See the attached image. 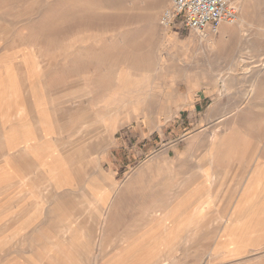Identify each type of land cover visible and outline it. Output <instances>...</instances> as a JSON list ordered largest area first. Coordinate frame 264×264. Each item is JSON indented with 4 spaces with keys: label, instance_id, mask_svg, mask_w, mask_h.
<instances>
[{
    "label": "rangeland",
    "instance_id": "374dc122",
    "mask_svg": "<svg viewBox=\"0 0 264 264\" xmlns=\"http://www.w3.org/2000/svg\"><path fill=\"white\" fill-rule=\"evenodd\" d=\"M230 2L242 20L239 28L216 46V42L206 40L216 31L198 35L178 20L171 27L162 25V17L171 10L170 0H0V27L4 30L0 37V80L11 82L0 85V121L10 116L18 101H27L33 114L34 108L42 105L41 93L51 97L47 104L54 122L63 123L64 110L71 105V101L66 103L68 98L76 100L72 104L78 110L72 114L74 119L88 117L94 121L95 117L100 121L97 125L93 122L94 153L86 154L90 164L80 170L93 185L88 191L75 194V198L99 206L94 208L98 222L101 221L98 237L104 236L89 244L94 255L98 254L102 240L119 236L126 223L139 215L146 204L161 198L162 172L169 182L167 187H173L201 171L193 179L197 188L202 184L200 177L204 171H208L209 179L218 169L225 170L216 189L223 198L244 168L238 157L240 145L246 140L247 148L258 144L259 160L251 169L256 164L260 169L254 174L264 179V0ZM174 26L182 28V39L192 37L193 44L170 42L166 34L170 35ZM203 38L199 49L196 42ZM179 47L183 48L181 54ZM10 88L17 91L14 94L18 98L11 97ZM82 90L85 95L80 94ZM33 125L36 130L38 125L42 126L40 116ZM226 128H230L228 133L225 130V135H220L213 152L215 163L206 167L211 139ZM0 132L8 141L2 127ZM229 143L238 144V148L227 158L220 148ZM23 152L26 151L16 154ZM95 165L106 179L94 175ZM50 173L54 177L47 178L46 198H29L27 203V198H20L24 201L20 205L23 215L16 227L23 228L26 238L10 249L3 248L2 259L16 249L19 255L34 261L31 250L37 249L29 248L34 245L30 238L38 231H43L39 237L50 233L45 232L43 224L34 225L43 220V211L46 214L58 205L61 216L69 215L70 210L59 200L74 196L66 192L65 196L63 192L55 194L57 183H61L58 174ZM142 178L145 180L141 185ZM104 184L117 186L110 200L100 192ZM130 184L135 188H126ZM222 198L193 218L195 225L207 222L221 211ZM189 199L192 208L198 198ZM100 202L104 204L100 206ZM41 204L46 209L40 208ZM230 205L221 212L222 223L210 242V246L220 248V258H210L206 251L193 256L195 243L190 241L182 246L175 264H264V198H234ZM7 206L8 210L20 213L16 198H1L0 213ZM107 213L104 226L102 219ZM154 223L146 232L158 226ZM228 231L237 243L226 240ZM117 248L116 244L109 248L97 264L117 259L122 264L135 261L134 256H127L126 248Z\"/></svg>",
    "mask_w": 264,
    "mask_h": 264
},
{
    "label": "bare ground",
    "instance_id": "6f19581e",
    "mask_svg": "<svg viewBox=\"0 0 264 264\" xmlns=\"http://www.w3.org/2000/svg\"><path fill=\"white\" fill-rule=\"evenodd\" d=\"M241 20H242V15L240 17H237L234 23L220 24V26L217 29L218 31L216 30V33L214 32L215 34L209 35L206 38V40L209 39L211 41L216 42V46H217L220 40L225 39L226 37L231 35V33L235 29L239 28V24ZM3 33H4V30L0 27V37L1 35L3 36ZM203 41H205L204 38L196 42L197 47L199 49L204 44ZM190 43L193 44V42H190ZM178 50H179V54L183 53L182 47H179ZM10 63L12 64V62ZM13 71L15 72L14 69ZM9 83L11 82H9L8 80H0V85L1 84L8 85ZM12 89L14 88L8 89L9 94L13 93L11 97L13 98V96H15L16 98H18V94L16 95L14 94V92H17V91L12 90ZM80 94L85 95L83 90L80 92ZM0 96L2 97L1 94ZM33 103H35V101ZM94 123L97 125L100 123V121L96 120L94 117ZM227 129H230V128L224 129L219 135L214 134L213 138L211 139V142L207 148L209 155L204 161L206 167L211 166L215 163L216 159L214 157L215 154L213 152H215V149L218 147L217 143H218L220 135L224 134L227 131ZM245 141L240 145V155L238 157L239 162L241 163V165H243L245 169L243 168L241 170L239 176L235 180V183L229 189H226L227 191H226V194L223 195V198L221 197V195L217 193L216 189L219 186L220 182L223 180L225 170L218 169L215 173L212 174V176L209 179H208L209 177L208 171H204V173H202L200 177V182L202 184L200 185V187H197V188L195 186L196 184H194L193 182V179H195L198 174H201V171H199L197 174L189 176L188 178H185L184 180H182L175 186L172 185L173 187H167L169 182L167 181V178L165 177V173L162 172L160 176L162 183H163V186L161 187L162 189L161 198H158L157 200L153 199L152 202H149V204H146V206L143 208V210L141 211L139 215H137L135 218L133 217V219L129 222L126 221L127 222L126 226L124 225L125 228L121 231L119 236H116V238L110 239L105 242L102 240V246L100 245L101 247L98 248L97 255H94L93 249L89 244L95 243L97 238L104 236L103 235V236L98 237L99 235L98 225H100L99 222L101 223V221L98 222V217H96V212L94 211V208L99 207V206L96 203L89 204V203L83 202L81 198L61 199L59 200L60 203L62 205H65V207L70 210L69 215L65 217L61 216L58 205L53 206L51 209H49V211L46 212V216H45L46 219H44L43 225H45L44 228H46L47 231L45 230L44 231L45 232L49 231L50 233L49 232H48L49 234L46 233V236L44 237H39V235L42 234L43 231H38L39 232V233L37 232L38 235L32 236L30 238V240L34 242V245L28 244L29 248L35 247L37 249V252H34L33 250L30 249L31 255L35 260L31 261L32 259H29L24 254L19 255L18 251L16 249H13L11 250L7 258L2 259L0 257V264H97V260L103 257L106 251L109 248L113 247L115 244L118 246L117 248L118 250H122L126 248L127 256L135 257L134 258L135 261L134 262L131 261L129 264H175V261H177L178 259L177 257L181 255L179 252L182 246L189 243L190 241H193L195 243L193 246V251L195 252L193 256H196V254H198L201 251H206L209 254L208 257L212 256L214 258L216 257L220 258L219 256L221 255L219 254L218 256V252L220 248L218 246H214V247L210 246V242L214 238L215 232L220 228V225L222 223V220H223L222 216L224 214H221V212L223 211V209L227 211L230 208L231 206L230 203H232V200L234 198H257V197L264 198V179H262L261 177H257L256 174H254L260 169L259 167L256 166L259 160L258 159L259 154H257L258 144L255 143L254 146H252V148H247L248 144H246ZM13 147H15L14 140L8 139L7 141L0 132V155L1 154L3 156L6 155L3 158H0V175L3 173V177L1 178L0 182L4 181L3 185L0 184V199L1 198H13L14 197L13 194L16 195V186L18 185V183L20 184L23 182L22 180H20L21 182L13 181L14 175L16 176L17 174L26 173L25 169L17 170L16 167H13L12 164H10V160H12L11 157L15 158L18 156L16 152L9 153V151ZM236 148H238V144L229 143L227 147L220 148L221 150L220 152L223 153V155L228 158V157H231V155L235 152ZM25 153L26 152H23L20 156L23 158ZM223 159H226V158H223ZM254 163L256 164L251 169ZM216 166L217 165H215L214 167L216 168ZM52 167H59V166L57 164H53ZM31 169H33L31 174L34 177L40 176L38 173L39 171L36 169V167L34 168L32 167ZM246 169L247 171L245 172ZM4 171L5 172L7 171L6 173L8 174H4L5 173ZM57 171H59V173H57ZM51 172L58 174L57 176L59 177L58 178L59 183H61L62 182L61 174L63 176V171L60 172V170L55 169V170H51ZM94 175L95 176L100 175L102 177V180L106 179L105 174L96 165L94 169ZM32 179L33 177H31V180ZM45 179L46 180L44 181L47 184L48 179L47 178ZM143 180L145 179L144 178L141 179V185H142ZM137 181H134V182L137 183ZM57 185H60V184L57 183ZM126 188H129V190L131 188L134 189L135 185L133 186L130 184V186ZM116 189H117V186H115L114 184H111V185L104 184L100 186V192L105 193V195L108 196L109 200L111 199L110 197H112L113 194L116 192L115 191ZM189 198H198V202L192 208L189 207V204H190ZM221 198L224 199V206L222 210L219 212H215L214 215H212L207 222L204 221L203 223L199 225H195L194 223L195 219L193 220V218H195L197 215L199 216L201 212L207 209L206 208L207 205L209 206L212 202L217 201V200L219 201L221 200ZM172 203H177V205L174 206L172 205ZM103 204L101 202L99 203L100 206ZM8 206L4 208L5 211L3 214L0 213V252L3 250V248L10 249L14 247V245H16L19 240L26 238V236L23 235L24 234V231H22L23 228L19 229L16 227V225L19 224L17 223L18 218H20L23 215V213L22 212L17 213V212H13L12 210H8L7 209ZM74 212L76 214H74ZM39 214L41 213L39 212ZM16 215H17V218H16ZM108 215L109 213L105 215L106 217L102 219V222L104 223L105 221L108 222V219H107ZM152 222L158 223V226L157 227L155 226L156 228L152 230L151 232H146ZM28 224L30 225V223ZM28 224L20 223V226H24ZM105 225L106 223L104 224V226ZM104 226L102 225V229ZM208 226H212L211 229L204 230V228ZM226 234H227L226 240L237 243L236 238L231 231H228ZM128 244H129V247H128ZM148 244L150 245L145 250L144 246ZM184 250L186 251V249ZM139 251H141L140 254L136 255ZM188 252H190V250ZM235 260L237 261V259ZM235 260L233 261L234 263H235ZM247 260H249L248 262H250V259H247ZM120 263L121 261L117 259L116 261L110 262L108 264H120ZM202 264H204V262Z\"/></svg>",
    "mask_w": 264,
    "mask_h": 264
},
{
    "label": "crops",
    "instance_id": "0c3cea01",
    "mask_svg": "<svg viewBox=\"0 0 264 264\" xmlns=\"http://www.w3.org/2000/svg\"><path fill=\"white\" fill-rule=\"evenodd\" d=\"M171 30L170 35L166 34L170 42H193L190 36L184 39L179 36L182 34L181 27L174 26ZM43 91L42 89V92ZM41 96L42 105L35 107V112L33 111V114L28 102L23 100L20 104L18 102L16 103V106L13 107V110L10 112V116L1 118L2 120L0 121V127H3L5 130L4 134H6L10 140H14L15 147H13L9 153L26 151L25 155L23 154V158L17 156L15 158L11 157L12 160H10V164L16 167L17 170H26L24 174L14 175L13 180L23 181L16 186V195L13 194V198H16L19 203L18 212L21 211L22 206L20 205L24 202L21 201L20 198H27L25 203L28 202L29 198H46L47 184L44 180H46L45 178L51 179L54 177V175L50 173L51 170L56 169L60 170V172L63 171V176L61 174L62 182L55 188V194H58L57 192H63L65 196L64 192H66L75 198L77 194L82 193V191H88V188L93 185L92 180H89L87 177L85 178V175L80 173V170L85 168L84 166H86L87 169V165L90 164L87 162V152H91V154L94 153L93 118L89 119L88 117H83L74 119L72 114L78 110L77 108L75 109L72 104H74L76 100H74V98H68L66 99V103L70 101L72 103L70 102L69 104L71 105H67L64 110L66 112V117L63 123L54 122L47 104L51 103V97L48 98V95L45 93H41ZM22 109H24V114H21ZM41 114L45 116V119ZM38 116L41 117L42 126L38 125V130H36L33 121L36 120ZM61 145L63 146L62 150L59 149ZM4 156L1 154L0 158ZM53 164H57L59 167H52ZM32 167H36L40 176L34 177L31 174ZM0 177H3V173ZM31 177H33L32 180ZM3 183L4 181L0 182L2 185ZM41 208H43V210L46 209L43 205ZM45 216L46 214L43 211V220L34 225L43 224L44 219H46ZM43 227H45V225H43Z\"/></svg>",
    "mask_w": 264,
    "mask_h": 264
},
{
    "label": "built area",
    "instance_id": "2783aa9c",
    "mask_svg": "<svg viewBox=\"0 0 264 264\" xmlns=\"http://www.w3.org/2000/svg\"><path fill=\"white\" fill-rule=\"evenodd\" d=\"M171 10L162 17L161 24L171 27L174 20L196 34L215 32L222 23H233L237 8L230 0H170Z\"/></svg>",
    "mask_w": 264,
    "mask_h": 264
}]
</instances>
